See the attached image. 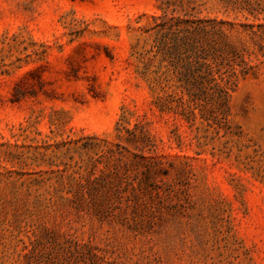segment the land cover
Wrapping results in <instances>:
<instances>
[{
	"label": "rangeland",
	"instance_id": "obj_1",
	"mask_svg": "<svg viewBox=\"0 0 264 264\" xmlns=\"http://www.w3.org/2000/svg\"><path fill=\"white\" fill-rule=\"evenodd\" d=\"M160 7L227 97L165 81ZM0 264H264V0H0Z\"/></svg>",
	"mask_w": 264,
	"mask_h": 264
},
{
	"label": "trees",
	"instance_id": "obj_2",
	"mask_svg": "<svg viewBox=\"0 0 264 264\" xmlns=\"http://www.w3.org/2000/svg\"><path fill=\"white\" fill-rule=\"evenodd\" d=\"M160 9L163 14L153 19L154 25L147 31H154L151 48L155 53H162L166 62L165 81L174 80L176 89L187 94L207 84L222 98L227 97V81L217 75L213 53L210 52L220 30L192 14L175 16L168 14L166 9ZM222 82L224 84L221 85Z\"/></svg>",
	"mask_w": 264,
	"mask_h": 264
}]
</instances>
